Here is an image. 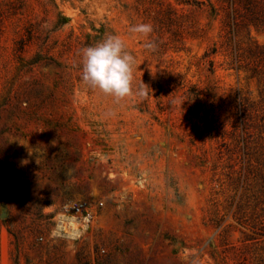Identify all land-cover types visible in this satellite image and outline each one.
<instances>
[{"label":"rangeland","instance_id":"rangeland-1","mask_svg":"<svg viewBox=\"0 0 264 264\" xmlns=\"http://www.w3.org/2000/svg\"><path fill=\"white\" fill-rule=\"evenodd\" d=\"M229 2L0 0V264H264V30ZM110 34L144 97L82 82ZM78 200L92 228L59 234Z\"/></svg>","mask_w":264,"mask_h":264},{"label":"clouds","instance_id":"clouds-1","mask_svg":"<svg viewBox=\"0 0 264 264\" xmlns=\"http://www.w3.org/2000/svg\"><path fill=\"white\" fill-rule=\"evenodd\" d=\"M129 31L148 37L153 27L150 23L141 22L130 26ZM144 46L153 49L155 44L145 40ZM134 64L135 57L126 50L124 41L110 34L95 45L81 50L80 78L85 86L111 96L117 102L133 94L142 98L146 95L143 85H138L135 93L132 86ZM21 163L27 161L22 160Z\"/></svg>","mask_w":264,"mask_h":264},{"label":"built area","instance_id":"built-area-1","mask_svg":"<svg viewBox=\"0 0 264 264\" xmlns=\"http://www.w3.org/2000/svg\"><path fill=\"white\" fill-rule=\"evenodd\" d=\"M61 222L58 225V232L62 235L79 238L85 231L92 228L96 217V210L90 202L78 200L64 207L61 212ZM42 240V237L38 238ZM98 254H106L104 247L98 248Z\"/></svg>","mask_w":264,"mask_h":264},{"label":"trees","instance_id":"trees-1","mask_svg":"<svg viewBox=\"0 0 264 264\" xmlns=\"http://www.w3.org/2000/svg\"><path fill=\"white\" fill-rule=\"evenodd\" d=\"M232 8L231 24L233 25L232 30H236L240 26H253L254 28L264 30V0H230L229 2ZM255 49L260 51V60L264 58L263 48L255 45ZM212 52H215L214 48ZM262 55V56H261ZM204 57H208V54H204ZM209 66L213 68V60L207 58ZM260 69L256 66V69ZM240 112L244 114V103L243 100L238 101Z\"/></svg>","mask_w":264,"mask_h":264}]
</instances>
